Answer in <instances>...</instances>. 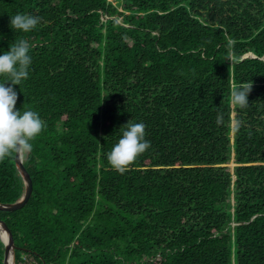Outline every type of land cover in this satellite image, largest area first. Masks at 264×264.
Returning a JSON list of instances; mask_svg holds the SVG:
<instances>
[{"label":"trees","instance_id":"trees-1","mask_svg":"<svg viewBox=\"0 0 264 264\" xmlns=\"http://www.w3.org/2000/svg\"><path fill=\"white\" fill-rule=\"evenodd\" d=\"M116 1L0 0V55L30 44L16 109L46 125L23 158L30 198L0 210L14 264H264V0ZM16 13L40 23L14 31ZM250 80L232 217L228 100ZM127 121L151 146L121 174L107 155ZM22 192L13 154L0 202Z\"/></svg>","mask_w":264,"mask_h":264},{"label":"clouds","instance_id":"clouds-1","mask_svg":"<svg viewBox=\"0 0 264 264\" xmlns=\"http://www.w3.org/2000/svg\"><path fill=\"white\" fill-rule=\"evenodd\" d=\"M41 18L31 14L16 13L10 17V27L14 31L28 33L36 28ZM30 44L26 39L12 43L7 51L0 55V162L15 154L19 158H27L35 140L46 127L45 122L36 111L21 112L16 109L18 94L13 85H20L28 79L32 58L29 55ZM229 59V58H228ZM6 82L7 83L6 86ZM253 89V82L231 85V103L241 109L249 105L248 96ZM222 116L217 117V123ZM144 123L128 122L118 142L107 155L109 164L117 172L123 174L150 148V141L145 139Z\"/></svg>","mask_w":264,"mask_h":264},{"label":"water","instance_id":"water-1","mask_svg":"<svg viewBox=\"0 0 264 264\" xmlns=\"http://www.w3.org/2000/svg\"><path fill=\"white\" fill-rule=\"evenodd\" d=\"M252 56L251 53H246L242 56L245 58ZM254 56V54H253ZM14 164L23 182V192L21 196L12 202H0V210H16L24 206L32 194V180L29 172L23 165V158H19L14 154ZM0 229L5 234V239L0 236V240L4 245L3 262L2 264H14L16 245L13 240V235L6 222L0 218Z\"/></svg>","mask_w":264,"mask_h":264},{"label":"rangeland","instance_id":"rangeland-1","mask_svg":"<svg viewBox=\"0 0 264 264\" xmlns=\"http://www.w3.org/2000/svg\"><path fill=\"white\" fill-rule=\"evenodd\" d=\"M113 3L116 4L117 1L113 0ZM119 7V6H118ZM105 18V17H104ZM229 108H230V118H229V125H228V132H227V136L229 139V149H232V152L230 153L229 150V155H228V160L227 162H225L224 164H221L222 166H226V169L229 173L230 176V181H231V185L229 188V207L228 210L230 212V214H232V217L235 213V205H236V195H235V188H234V182L236 179V175H235V169L238 166V163L236 161V156H235V150H234V145H235V139H236V118H235V114H236V106L234 107L231 103V96L229 95ZM234 256V253L233 255ZM231 264H234V259L233 257H231ZM31 258H28V260H30Z\"/></svg>","mask_w":264,"mask_h":264},{"label":"bare ground","instance_id":"bare-ground-1","mask_svg":"<svg viewBox=\"0 0 264 264\" xmlns=\"http://www.w3.org/2000/svg\"><path fill=\"white\" fill-rule=\"evenodd\" d=\"M0 236L3 238V239H5V234H4V232L0 229Z\"/></svg>","mask_w":264,"mask_h":264}]
</instances>
